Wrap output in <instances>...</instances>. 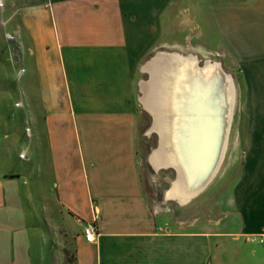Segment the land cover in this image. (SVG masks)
I'll return each mask as SVG.
<instances>
[{
    "label": "crops",
    "instance_id": "0c3cea01",
    "mask_svg": "<svg viewBox=\"0 0 264 264\" xmlns=\"http://www.w3.org/2000/svg\"><path fill=\"white\" fill-rule=\"evenodd\" d=\"M195 40L233 66L235 172L181 222L141 180L139 73ZM61 237L75 264H264V0H0V264H50Z\"/></svg>",
    "mask_w": 264,
    "mask_h": 264
},
{
    "label": "water",
    "instance_id": "95a60500",
    "mask_svg": "<svg viewBox=\"0 0 264 264\" xmlns=\"http://www.w3.org/2000/svg\"><path fill=\"white\" fill-rule=\"evenodd\" d=\"M148 65L150 79L144 86V102L160 136L158 154L167 159L161 166L173 168L178 182L186 181L187 201L204 189L218 170L234 107L233 86L217 63L199 67L190 56L161 53ZM204 117H212L211 123L215 124L212 138H208V165L192 177L195 167L191 164L185 170L184 154L186 148L191 153L200 148L191 129L201 124Z\"/></svg>",
    "mask_w": 264,
    "mask_h": 264
},
{
    "label": "rangeland",
    "instance_id": "374dc122",
    "mask_svg": "<svg viewBox=\"0 0 264 264\" xmlns=\"http://www.w3.org/2000/svg\"><path fill=\"white\" fill-rule=\"evenodd\" d=\"M185 39V38H183ZM185 42V41H184ZM186 43V42H185ZM198 41L195 40V49H187L185 45L176 47L157 46L147 56L143 70L139 73V108L141 110V123L138 131V160L140 176L150 204L156 209H163L173 221L186 222L190 218H208L217 213V202L222 191L228 187L234 179V108L230 121L229 131L226 139V146L220 161L218 170L198 194L187 201L179 197H170L175 190L178 181L177 172L170 167L156 166L154 158L159 153L160 136L153 128V119L144 102V86L150 79L149 61L161 53H178L180 55L193 57L197 65L202 67L205 63H217L222 71L229 75L232 86H235L232 64L224 65L223 58L209 51H200L197 48ZM173 51V52H172ZM161 166V167H160ZM180 182V181H179ZM177 182V183H179ZM183 190V185L180 188ZM184 191V190H183ZM182 191V193H183ZM186 196V195H185ZM187 199V198H186ZM58 248L56 245L51 249L50 264H75L74 248L70 240L60 238ZM57 248V249H56Z\"/></svg>",
    "mask_w": 264,
    "mask_h": 264
},
{
    "label": "bare ground",
    "instance_id": "6f19581e",
    "mask_svg": "<svg viewBox=\"0 0 264 264\" xmlns=\"http://www.w3.org/2000/svg\"><path fill=\"white\" fill-rule=\"evenodd\" d=\"M195 81V82H194ZM194 84H196V79L194 78L193 80ZM193 85V83H192ZM191 104V103H189ZM212 117H204V120H201V124L193 126L191 129L194 134L197 136L196 137V142L200 145V148L192 150V153L190 151L185 150L184 154V166L185 170L187 171L189 169V165H193L195 167L194 173L191 175L192 177H196L197 174H200L202 166H207L208 165V146L210 141H208V138H212L211 130L215 127L214 122L211 123ZM194 129V130H193ZM204 148V149H203ZM197 152V153H196ZM192 157V158H191ZM162 158V159H161ZM167 159L165 158L164 154H161V156L158 154L156 158H154L156 166L162 164V162H165ZM204 166V167H205ZM178 182V181H177ZM175 184V190L171 195H180L183 197L182 199H186L187 195L185 194L184 191H186L185 187H187L186 181L179 182ZM183 185V193L181 191V187ZM186 195V196H185Z\"/></svg>",
    "mask_w": 264,
    "mask_h": 264
},
{
    "label": "built area",
    "instance_id": "2783aa9c",
    "mask_svg": "<svg viewBox=\"0 0 264 264\" xmlns=\"http://www.w3.org/2000/svg\"><path fill=\"white\" fill-rule=\"evenodd\" d=\"M97 210L95 207L92 208V219L90 221H83L80 218H76L77 223L82 229L83 239L86 243H95L98 237L97 227Z\"/></svg>",
    "mask_w": 264,
    "mask_h": 264
}]
</instances>
